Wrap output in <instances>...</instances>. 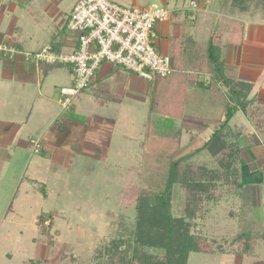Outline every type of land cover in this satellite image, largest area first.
<instances>
[{
    "label": "rangeland",
    "instance_id": "rangeland-1",
    "mask_svg": "<svg viewBox=\"0 0 264 264\" xmlns=\"http://www.w3.org/2000/svg\"><path fill=\"white\" fill-rule=\"evenodd\" d=\"M109 1L126 8L142 9L148 6L143 3L144 0ZM71 2L63 0L60 7L69 10ZM175 2L165 0L151 4L171 11ZM257 10L254 14L258 15L255 16L264 22V8L260 12ZM187 29L185 23L182 29L185 35L189 32ZM21 37H25V34H20ZM166 41L165 37L160 41L157 39V46L160 44L161 48L164 47ZM161 53L165 51L161 49ZM34 55L32 53L31 58L39 62ZM128 83L129 87L121 97L123 103L117 102V96L105 99L100 97L101 100L94 102V108H88V113L111 120L114 129L109 149L83 148L80 152L73 146L67 153H62L64 156H56L34 136V141L39 144L38 151L28 149L23 152L12 147L7 150L10 160L3 153V161L0 159V264H99L96 250L108 245L121 233V217H124L127 225L135 217L132 209L123 210L118 207L115 197L128 169H135L142 160L147 123L149 121L155 129H175L181 121L178 120L175 126L174 120L155 116L152 98L158 81H147V84L143 79L137 80L135 85L131 81ZM78 107L76 101L75 110ZM245 109L247 113L239 109L228 126L234 133L242 131L247 145L249 141L252 145L255 144L252 136L254 128L249 109ZM259 110L264 120V109ZM151 114L154 115L152 119ZM183 121L188 125L182 126L178 155L200 147L212 129V121L194 122L189 118ZM202 121L207 123L208 129L200 123ZM105 129L108 130L107 127ZM27 142L31 147L30 142ZM237 144L242 146L240 139ZM190 161L195 164H211L206 152L196 154ZM249 191V187L225 190L219 202L209 205L206 219L196 221L193 232L215 243L221 239L229 242L236 237L237 226L241 224V204L244 199L250 198ZM172 196L174 201L183 199L179 186L173 187ZM5 197L9 202L4 208ZM258 222L264 227V222ZM254 251L255 257H246L241 264H264V242H258ZM63 255H71L72 258L63 259ZM223 259H229L234 264L236 261L233 256L223 258L216 252H191L186 264H222Z\"/></svg>",
    "mask_w": 264,
    "mask_h": 264
},
{
    "label": "trees",
    "instance_id": "trees-1",
    "mask_svg": "<svg viewBox=\"0 0 264 264\" xmlns=\"http://www.w3.org/2000/svg\"><path fill=\"white\" fill-rule=\"evenodd\" d=\"M223 1L222 13L264 8V0ZM192 15L194 34L179 45L170 40L171 71L158 80L152 98L157 118L181 124L155 129L148 121L142 160L128 169L115 197L117 206L132 209L135 217L129 225L121 217V233L96 250L99 264H186L191 252L253 256L255 243L264 240V227L253 219L249 199L242 201L241 224L229 242L215 243L193 232L196 221L206 219L209 205L219 202L225 190L243 187L240 133H234L229 121L239 109L247 113L246 107L258 128H264V120L258 108L249 107L254 104L248 99L251 86L225 75L219 43H232L242 23L224 15L217 22L214 15L199 11ZM184 118L216 125L200 147L178 155ZM201 152L207 153L210 165L190 161ZM175 185L183 195L179 202L172 196Z\"/></svg>",
    "mask_w": 264,
    "mask_h": 264
},
{
    "label": "crops",
    "instance_id": "crops-1",
    "mask_svg": "<svg viewBox=\"0 0 264 264\" xmlns=\"http://www.w3.org/2000/svg\"><path fill=\"white\" fill-rule=\"evenodd\" d=\"M62 1L0 0V45L10 46L16 51L13 58L0 55V159L2 161L3 153L4 157L11 159L7 150L12 147L23 152L33 149L27 141L34 140V136H37L56 156H64L63 154L70 151L73 146L80 152L83 148L109 149L114 129L110 124L111 120L88 113V108H94V102L101 100L100 97L105 99L117 96L115 98L117 102L123 103L121 97L124 90L129 87L128 82H134L135 85L137 80H143L132 77L129 71L123 68L103 62L95 70L90 85L75 97L73 110L71 108L69 112H63L59 104L60 90L72 86V66L48 65L31 58L32 53H38L47 46L61 53H71L78 49V38L67 30L66 23L79 0H72L69 10L60 7ZM158 1L165 2V0H144L143 3L149 6L155 5L151 2ZM176 1L170 11L169 20L159 23L156 28L158 40L163 37L167 40L164 47L158 45L160 52L163 49L165 51L163 54L169 53V42L172 38L176 39L179 45L186 36L194 34L192 14L197 11L214 15V22L223 15L225 18L243 23L242 25L246 22L245 28L243 26L241 30L235 31L232 43L226 44L220 41L219 46L223 56L225 54V75L234 82L249 84L251 91L248 99L254 101L249 107L264 109V22L255 16L258 15L254 14L257 9L250 8L243 13L236 9L232 14H228L222 13L223 0ZM191 2L196 3V10L191 7ZM246 3L252 4L251 1ZM185 23L188 26L187 31L190 32L187 35L182 31ZM20 34H25V37L20 38ZM76 101L79 104L77 110L74 108ZM200 123L208 129L207 123L203 121ZM251 123L254 128L252 136L255 144L250 145L249 141L247 145L246 138L242 137V131H238L242 143L240 146L242 184L243 187L250 188L249 199L253 219L263 223L264 128L257 130L259 126L253 121ZM184 124L188 125L186 122ZM211 125L213 128L216 123L212 122ZM106 127L108 130L105 129ZM8 202L9 199L5 197L4 208L7 207ZM258 242L264 240H258L255 245ZM219 255L223 258L233 256L236 259L235 264H241L246 257L254 258L255 251L253 256ZM222 264L234 263L229 259H223Z\"/></svg>",
    "mask_w": 264,
    "mask_h": 264
},
{
    "label": "built area",
    "instance_id": "built-area-1",
    "mask_svg": "<svg viewBox=\"0 0 264 264\" xmlns=\"http://www.w3.org/2000/svg\"><path fill=\"white\" fill-rule=\"evenodd\" d=\"M193 10L197 5L191 2ZM171 12L158 5L126 8L109 0H79L67 20V30L78 38L79 47L71 53L43 48L34 57L48 65L72 66L73 84L60 90L63 112L72 108L75 97L86 89L95 70L103 62L123 68L148 82L158 81L171 71L168 54L157 49V25ZM0 55L13 58L16 51L0 45ZM38 151L37 141H30Z\"/></svg>",
    "mask_w": 264,
    "mask_h": 264
}]
</instances>
